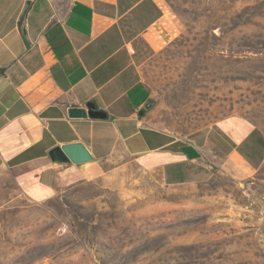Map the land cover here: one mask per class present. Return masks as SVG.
<instances>
[{
  "label": "rangeland",
  "instance_id": "obj_1",
  "mask_svg": "<svg viewBox=\"0 0 264 264\" xmlns=\"http://www.w3.org/2000/svg\"><path fill=\"white\" fill-rule=\"evenodd\" d=\"M163 2L149 124L188 142L245 120L260 166L238 178L212 165L210 178L171 186L125 164L41 204L3 188L0 264H264V0Z\"/></svg>",
  "mask_w": 264,
  "mask_h": 264
},
{
  "label": "crops",
  "instance_id": "obj_2",
  "mask_svg": "<svg viewBox=\"0 0 264 264\" xmlns=\"http://www.w3.org/2000/svg\"><path fill=\"white\" fill-rule=\"evenodd\" d=\"M167 21L163 0H0V192L11 186L41 204L125 164L171 186L210 178L212 165L253 175L263 144L245 120L188 142L149 124L146 72L165 47ZM89 103L107 118L68 116ZM71 143L94 160L50 158Z\"/></svg>",
  "mask_w": 264,
  "mask_h": 264
},
{
  "label": "water",
  "instance_id": "obj_3",
  "mask_svg": "<svg viewBox=\"0 0 264 264\" xmlns=\"http://www.w3.org/2000/svg\"><path fill=\"white\" fill-rule=\"evenodd\" d=\"M150 107L151 104L148 103L146 108ZM87 114L93 119H106L108 116L104 111L97 110L94 103H89L87 109L75 107L68 111V116L73 119L85 118ZM49 155L54 162L58 163L71 161L74 164H84L94 160L92 153L83 143H71L56 147L50 151Z\"/></svg>",
  "mask_w": 264,
  "mask_h": 264
}]
</instances>
